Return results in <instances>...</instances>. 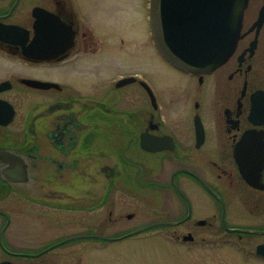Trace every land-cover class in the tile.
<instances>
[{"label": "flooded vegetation", "instance_id": "flooded-vegetation-1", "mask_svg": "<svg viewBox=\"0 0 264 264\" xmlns=\"http://www.w3.org/2000/svg\"><path fill=\"white\" fill-rule=\"evenodd\" d=\"M14 2L0 14V26L13 29L0 39V63L8 69L0 72V100L13 110L7 124L0 113V264L96 263L98 254L111 251L107 244L118 241L103 235L108 226L120 224L125 233L142 227L124 225L136 212H122L129 202L138 211L136 190L145 199L154 185L164 199V219L147 223L155 226L145 233L160 230L161 240L191 248L210 237L200 235L205 232L246 243L264 237V0H247L232 55L205 75L183 73L155 50L188 78L183 85L170 81L163 99L137 75L91 81L81 91L53 80L48 90L31 87L42 67L99 55L108 48L109 33L82 20L72 0H52L53 7H40L60 19L53 24L63 43L52 49L54 58L35 60L22 45L35 39L41 19H13ZM146 27L148 33L141 26L142 33L151 44L148 19ZM116 36L124 48V38ZM129 77L134 80L119 85ZM142 83L153 92L155 106ZM129 86L137 95L125 93ZM154 147L160 150L152 152ZM21 163L31 175L24 182L8 181L6 170ZM240 166L255 178V187ZM156 169L159 183L150 176ZM28 182L34 201L22 196ZM76 184L81 196H95V209L50 206L52 201L69 206ZM104 196L110 203H102ZM142 208L151 211L147 203Z\"/></svg>", "mask_w": 264, "mask_h": 264}, {"label": "rangeland", "instance_id": "rangeland-1", "mask_svg": "<svg viewBox=\"0 0 264 264\" xmlns=\"http://www.w3.org/2000/svg\"><path fill=\"white\" fill-rule=\"evenodd\" d=\"M72 1L76 12L82 20L95 27H97V24V31L109 33L104 36V39L107 40L104 42L108 48L104 49L105 44L103 42L101 50L104 49V51L99 55L81 57L73 63L61 64L55 68L42 67L35 74L38 81L51 82L53 80L58 83H69L75 89L81 91L87 88L88 83L91 81L102 80L107 83L119 75H137L141 81L148 83L157 96L161 92L159 98L163 99L165 96L164 89L169 86L168 83L170 81H177L180 85H183L188 79L168 67L156 53L153 44L151 43V45L145 39L142 28H144L145 32L147 31V0ZM12 2L13 0H0V14L7 12ZM36 6L53 7V3L52 0H18L17 6L12 13L13 19L28 20L31 16V9ZM117 34L124 38V48H120ZM0 61L4 63L1 58ZM0 66L2 68L0 72H8L6 65L0 63ZM10 67L13 66L9 64L8 68ZM79 70L80 77L77 74ZM192 82L195 84V81ZM204 86L205 84H203L201 89ZM135 90V86L134 88L129 86L125 93L129 92L134 96L137 95ZM28 104L25 107L20 104L18 108L25 109ZM193 112L194 110L191 109L190 114ZM179 119L180 128L184 130L187 122L185 114H182ZM152 167H154L153 164ZM28 173L31 175L30 169H28ZM150 176L156 183H159L160 178H162L159 169H156V172L154 170ZM24 185L26 188H24L22 196L29 198L32 196V185L30 182ZM136 192L140 197L138 201L140 208L138 211L133 210L131 204L134 205V203L129 202L130 206L125 207L122 213L133 211L136 212V216L129 220L128 224L126 222L124 225L137 227L153 221L163 220L164 216H160V212L164 199L158 191V186L154 185L151 188V193L149 195L145 194L146 200L142 195V191L136 190ZM75 193H82L79 184L75 185L74 194L72 195L73 198H79V194ZM87 199L85 198L83 201ZM74 202L79 205L82 204L79 199H75ZM89 203L93 204V201H89L86 204L90 205ZM102 203H110V198L107 202V198L104 196ZM146 203L151 208V211L142 208L143 204ZM50 206L56 209L66 208L69 210L83 207V205L65 207L55 202H50ZM103 212H106V208H104ZM173 217L168 216L167 218L172 219ZM198 217L197 215L196 218ZM49 223L54 225L55 219H50ZM44 224L47 223L44 222ZM111 227H107L106 232L103 233L104 236L122 237L121 235L126 234L125 231L121 230L120 224H117L115 228ZM162 234L163 232H160V230H152L107 244L111 251L107 254L104 252L98 254L97 262L94 264H264L263 259L253 255L255 245L264 242V237H252L246 243L238 241L235 237H227L222 233L205 232L200 235L204 237L210 235V237L204 240L205 242L197 241L196 247L191 248L165 242L160 238Z\"/></svg>", "mask_w": 264, "mask_h": 264}, {"label": "water", "instance_id": "water-1", "mask_svg": "<svg viewBox=\"0 0 264 264\" xmlns=\"http://www.w3.org/2000/svg\"><path fill=\"white\" fill-rule=\"evenodd\" d=\"M17 2L18 0H15L13 7ZM246 3L247 0H150L149 20L153 44L173 67L185 73L206 74L224 64L232 54L239 39ZM32 16L41 20L35 23V39L28 46L22 45L27 50L25 55L35 60L48 61L54 58L50 54L52 49L63 43L61 37L56 35L59 32L57 25L53 24V20L60 19L39 7L33 8ZM11 30L13 29L0 26V39L3 38L2 35L7 38L13 34ZM17 43L22 44L24 41ZM130 81L132 79L122 83ZM29 82L30 86L38 89L54 86L39 81ZM142 86L147 89L154 102L150 90L143 83ZM0 113L4 115L3 124L12 119L13 112L8 103L0 101ZM159 150L158 147L151 149L152 152ZM240 170L247 183L255 187V178L248 174L245 167L240 166ZM5 177L11 182H23L26 179L24 164L21 163L14 171L7 169ZM256 254L264 257V245L256 248Z\"/></svg>", "mask_w": 264, "mask_h": 264}]
</instances>
